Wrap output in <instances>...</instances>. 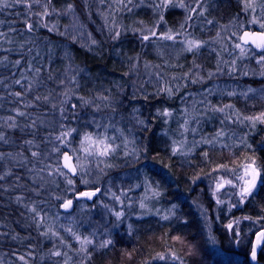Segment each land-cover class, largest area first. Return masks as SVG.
Wrapping results in <instances>:
<instances>
[{
	"label": "rangeland",
	"instance_id": "obj_1",
	"mask_svg": "<svg viewBox=\"0 0 264 264\" xmlns=\"http://www.w3.org/2000/svg\"><path fill=\"white\" fill-rule=\"evenodd\" d=\"M26 1L28 5H32V0ZM72 1L77 4V7L73 6L71 11L63 10L57 13L51 12L50 8L46 7L48 15H41L44 13L45 7H38L40 12L38 17L42 19L41 25L48 26L49 29L55 30L62 36L61 45L63 48L76 45L79 48L91 49L101 38L113 39L116 31L120 32L119 36L125 35L126 31L121 26L119 15L127 10L114 11L118 7L114 0ZM230 1L240 6V14L238 13L235 18L226 21L225 24L217 19H221V14L224 11L229 12V7L228 9L219 8L209 0H170L168 6H172L182 14L183 22L187 23L186 27L172 28L174 29L172 30L157 17L152 27L143 30L144 34H148L152 29L156 31V36H150L148 41L142 40L140 30H134L146 46L148 59L138 58L131 64L127 81L129 92L140 96L147 91H157L169 95L166 89H171L174 96L178 92L181 93L182 88H186L179 96L175 112L165 115L166 123L172 122L169 126L171 129L169 134L173 136V144L179 146L176 147V152L181 148L184 154L189 155L197 146L208 145V141L213 140L212 137L215 139L225 138L230 131L233 132L231 135H234L235 130H245V128L250 130L257 125L255 123L253 126L252 122L248 120L240 123L236 116H232L231 120H226L225 114L211 110L213 107L224 106L225 104H216L217 100L223 98L245 99L253 94L259 97L258 93L262 90L248 85L264 81V75L260 74L261 67L257 63L258 57L251 55V48L247 47L249 50L244 57L240 56L239 49L234 48V44L239 43L238 37L243 32L264 31L260 27V21L264 20V9L259 6L264 4V0H256L258 6L255 13L251 10H244V0ZM18 2L24 3L25 0H18ZM140 2V0H133V5L137 7V5L144 4V2ZM160 3L161 0H156L149 6L156 15L161 17L165 7H155ZM181 3L184 5L183 7L180 6ZM89 4L92 7H89ZM30 6L25 8L29 9ZM9 9L12 8H4L1 11ZM192 9H196V11H192ZM215 14L216 18L213 17ZM254 16L257 18V23L250 22ZM54 19L58 20L56 27L50 24L54 22ZM61 19L62 21H59ZM183 22L176 21L173 24L179 26ZM25 28L26 31H29L28 24ZM165 34L172 35L173 39H163ZM190 40L202 42V46L197 50L187 51V42ZM2 47L4 46L0 45V48ZM65 49H61L60 52V58L64 63L55 64L54 67V71H59V68L65 66L64 72L54 79L47 72L37 74L30 67L24 72L26 76L22 75L23 79L22 76L18 77L17 71L21 64H17L15 58H18L19 55H11L9 58L1 57V55H9L10 50L8 49V52L4 49L3 53L0 51V68L8 71V78L3 81L6 86L0 85V108L5 106L3 102L8 99L11 104L19 103L21 111L25 109L23 116L16 112L10 114L12 118H17V115L21 116L22 122H24L21 127L24 128H21L18 122H13L15 126H8V131L20 130V134L32 142L23 147L29 152L28 155L21 151L18 154L9 155L6 159L14 167L25 172L30 191L35 196L40 195L43 190L50 191L52 200L57 201L59 206L58 214L39 215L33 220L34 222L32 221L34 223L33 233L36 237L33 242L26 240V244L31 245L32 255L36 259L35 264L90 263L101 250L102 242L111 238L114 232L122 227L127 228L130 232H135L136 228L131 227L130 222L134 218L144 217L145 211V214L149 215H159L160 213L163 218L168 216V214L166 215L167 210L159 212L160 210L156 207L149 209L146 206L150 200L157 203L159 195L160 198L162 197L161 192L159 191V195L155 194L152 187L148 186L150 181L144 178V171L140 168V158L136 152L139 146L136 135L140 129L137 118L131 114L127 118L115 119L119 114L118 103L111 106L113 101L111 96L114 94L110 87H104L109 79L101 78L100 69L96 65L99 60L97 58L101 57L97 56L93 50L94 53L90 50L83 53L65 51ZM233 60H236L235 72L230 70ZM53 61L54 59L50 62ZM43 66L46 69L47 61ZM210 73L211 76H209ZM80 74H83V77H80ZM27 77L31 79V83ZM73 77H75V82H72ZM193 79H196L197 82L193 83ZM16 80H20V84H16ZM19 85L25 88L21 93L27 98L29 97L28 88H30L33 93L44 92L43 97L47 96L49 99L45 101L40 95L41 106L28 104L26 99L16 102L20 99L15 95L16 92H20ZM16 88L19 91H16ZM98 89H104L109 98L107 96L105 100L99 96L90 98L83 96ZM249 89L252 91L249 92ZM229 92L234 94L228 95ZM81 97L89 100L90 103L84 105ZM62 101H66V103H62ZM73 105H76L75 109ZM26 106L28 107L25 108ZM61 108L64 109L63 113ZM226 112L230 114L237 111L232 106ZM239 116L245 117L240 113ZM6 117H9V114L6 115L0 111V121H3L4 124L6 122L8 124ZM222 120L224 123H221ZM186 121L187 123H185ZM97 124L101 127L97 128ZM61 125H64L63 129ZM67 129H76V131L65 138V142L61 144L55 138ZM209 129L215 130L214 136L208 133ZM218 131H222L223 135L216 137ZM86 132L106 133L108 137L115 139V145L118 147L107 157H88L85 160V154L80 150V141ZM39 133L44 136L42 139L44 141H37L40 139L37 135ZM6 142L8 145L14 143L9 140ZM126 142L127 146H125ZM142 146L144 147V144ZM54 149H59V151H54ZM33 152H36L37 156L34 157ZM129 152L132 154L126 155ZM62 153L71 156L74 165L77 164V157L80 158L79 163L82 170L78 169V173L75 174L76 181H73L68 175H59L54 171ZM108 170H114V174L109 175ZM49 172H52V175H49ZM68 179L72 180L71 185L68 184ZM222 181V179H217L213 185H208V193L215 203L219 200L222 201V203H217L219 206L224 204H228L229 207L232 204L242 205L237 203L239 200L236 195L238 189L231 185L225 184L215 196L213 195L217 183ZM234 183H238V181L236 180ZM79 188L84 189L80 193L94 192L96 189H100V191L90 200H85L81 199L80 193L76 194ZM58 189L62 190L59 192ZM70 194L73 195L74 200L76 196H79V200H76V204L72 203L71 213L64 214L61 212L62 205L69 200L67 197ZM115 196H119L120 199H115ZM141 203L145 207L142 208ZM41 209L50 210L46 206H42ZM115 212L123 213L120 219H117ZM170 214L173 212L171 211ZM73 233L81 238L88 237L93 241L87 246V253L80 251V242L75 239ZM253 240L254 237L250 243V253ZM54 251H59L62 254L54 256L52 255Z\"/></svg>",
	"mask_w": 264,
	"mask_h": 264
},
{
	"label": "trees",
	"instance_id": "obj_2",
	"mask_svg": "<svg viewBox=\"0 0 264 264\" xmlns=\"http://www.w3.org/2000/svg\"><path fill=\"white\" fill-rule=\"evenodd\" d=\"M155 1L143 0L144 4L137 7L130 6L131 11L121 12L120 23L126 31L125 35L116 39L101 38L91 49L79 48L76 45H70L65 49L61 45L62 36L55 30H50L48 26L41 25L42 19L38 17L40 13L38 7H47L51 12L58 13L67 11L69 4L77 7L74 1L32 0L30 6L26 0L24 3L9 0L13 3L10 7L12 9L7 11L0 9V33L4 34L0 36V45L4 46L0 51L3 53L6 49L8 52L10 50V53L1 57L19 55L15 58L21 64L17 71L18 77L25 75L24 72L31 66L34 70L40 68V73L47 72L54 79L64 72L65 66L59 68V71H54L55 64L63 62L60 58L61 49L83 53L93 50L101 57L97 58L99 60L96 64L100 69L101 78L109 79L104 87H110L114 94L111 96L113 100L111 106L118 103L119 114L115 119L127 118L133 114L140 124L136 135L139 143L136 152L140 158V168L144 171V178L150 181L148 186H151L155 192L160 191L162 196L160 198L159 195L157 203L150 200L146 206L149 209L156 207L159 212L167 210L168 216L165 219L160 213L149 215L145 214V211L144 217L134 218L130 222L131 227L136 228L135 232H130L125 227L114 232L111 238H107L112 243L102 247L92 262L87 264H251L250 243L258 231L264 230V183H259L254 195L242 205L232 208L228 204L217 205L208 193V185H213L217 179H231L235 182L236 175L242 172L241 165L247 163L248 158H254L257 165L264 167V123L257 121L254 128L235 130L234 135H231L233 132L230 131L225 138L212 137L211 143L197 146L189 155L184 154L181 148L178 152H173V148L179 146L172 142L173 136L169 134L171 132L169 126L172 122L167 124L163 113L165 110L175 112L179 96L186 88H182L181 93L178 92L174 96L157 91H147L140 96L129 92L127 82L131 64L138 58L148 59L146 46L135 31L149 29L157 17L161 19L150 7ZM209 2L219 8L229 7V12L224 11L221 19H217L221 23L225 24L226 21L240 14V6L230 0H209ZM27 6H30L29 9L25 8ZM89 7L92 5L89 4ZM181 15L172 6H168L162 11V22L170 29L186 27L187 23L183 22ZM213 17L216 18V14ZM176 21L183 23L177 26L173 24ZM57 22L58 20L54 19L50 24L56 27ZM27 24L32 25L30 32L26 31ZM250 50L253 57H259L260 53ZM46 61L48 66L44 69L43 65ZM80 77H83V74H80ZM6 78L8 71L1 70L0 85H4L3 81ZM27 80L31 83L29 77ZM248 86L261 89L262 91L258 93L259 97L253 94L245 99L223 98L217 100L216 104L231 105L245 117L264 113V81L258 84L251 83ZM24 89L19 85L20 92ZM104 89L90 91L83 96L107 97L108 94ZM19 90L16 88V91ZM28 91V98L21 95L16 102L26 99L28 104L41 106L36 97L40 95L43 97L44 92L33 93L30 88ZM3 104L5 106H2L0 111L9 114V117L5 118L8 124L0 121V130H2L0 133L4 137L0 139V177H3L0 179V264H25V262L35 264L36 259L32 255L31 245L26 244V240L33 242L36 237L33 233L32 221L37 216L36 212L40 215L58 214L59 206L57 201L52 200L50 191L43 190L40 195L35 196L30 191L25 172L14 167L6 159L9 155L21 151L28 155L29 152L23 147L29 144V139L24 138L20 130L8 131L9 124L12 125L13 122H18L20 127L23 126L24 122L21 118L23 115L12 118L10 114L23 112L25 109L21 111L19 103L11 104L8 99H5ZM208 133L214 136L215 130L209 129ZM40 134H37L40 138L37 141H44L42 140L44 136ZM8 140L14 142L13 145H8L6 142ZM222 165L226 167H220ZM108 174H114V170H108ZM71 179L76 181V176ZM58 190L60 192L62 189ZM82 190L84 189L79 188L76 194ZM67 198L77 203L73 195L70 194ZM173 205L176 207L172 208L173 214H170L169 210ZM42 206L49 207L50 210H42ZM33 208L36 211L30 210ZM229 224L233 225L231 229L227 227ZM161 255L165 259H160ZM20 257L24 259L21 260ZM257 264H264V240L258 252Z\"/></svg>",
	"mask_w": 264,
	"mask_h": 264
},
{
	"label": "snow or ice",
	"instance_id": "obj_3",
	"mask_svg": "<svg viewBox=\"0 0 264 264\" xmlns=\"http://www.w3.org/2000/svg\"><path fill=\"white\" fill-rule=\"evenodd\" d=\"M16 2H18V0H16ZM101 2H103V0H101ZM141 2H143V0H141ZM170 0H161L160 4L155 5L156 8H160V7H168ZM114 3L116 5H118V7H116L114 9V11H120V10H127V11H131L132 8L130 7V5H133V0H114ZM13 6V3H10L9 0H0V9H4V8H10ZM181 7H183L184 5L181 3L180 5ZM257 3L256 0H244V10L248 11L251 10L253 13H255L256 11V7H257ZM262 9H264V4H260L259 5ZM72 9V5L69 4L68 5V10L71 11ZM192 11H196V9H192ZM41 15H48V11L47 8H45V11L43 14ZM190 19V17H189ZM161 20H163V16H161ZM251 23H257V18L254 16L253 19L250 21ZM209 23H211V21H209ZM260 27L261 29H264V20L260 21ZM28 30L31 31L32 30V25L28 24ZM51 30V29H50ZM111 31V29H110ZM141 31V37L143 41H148L150 39V36H156V31L154 29L149 30L148 34H144L143 30ZM4 35L3 33H0V36ZM120 35L119 31L115 32V36L113 37V39L118 38ZM218 36L220 35L219 33L217 34ZM233 35H236V33H233ZM163 39H168L171 40L173 39L172 35L169 34H165L163 36ZM239 41H241L240 43H235L234 44V48L239 49L240 51V56L244 57L247 52H248V48L245 47L246 45L251 44L252 46H254L256 49L260 50V55L257 59V63L260 65L261 67V75H264V31L258 32V33H250L248 31H245L243 33L242 36L238 37ZM93 43H95V41H93ZM202 46V42L199 41H188L187 42V51H194L199 49ZM6 59V58H5ZM17 64L20 63L19 60L16 61ZM232 66H231V71L235 72L236 71V60H233L232 62ZM31 68V66H29ZM35 72L37 74H39L41 72L40 68H36ZM245 75H247V73H244ZM212 74L210 73L209 76H211ZM24 77L22 76V79ZM75 82V77H73V81ZM193 83H196L197 80L193 79L192 81ZM16 84H20V80H16L15 81ZM61 83H64L63 81H61ZM31 84L29 85V87L31 88ZM166 91H168L169 95L172 94V90L171 89H166ZM249 92L252 91V89L248 90ZM234 93L229 92L228 95H233ZM15 95L17 97H20L22 95L21 92H16ZM65 95H67V93H65ZM41 97L37 96L36 100H40ZM43 99L45 101H47L49 99V97L45 96L43 97ZM83 101L84 105H88L90 103L89 100H85L83 97L80 98ZM103 99H107V97H103ZM62 103H66V101H62ZM55 107V106H54ZM73 108H76V105H73ZM232 106L231 105H224L222 107H213L211 110L214 112H219V113H223L225 114V119L226 120H231L232 116H236L238 122L243 123L244 120H248L251 121L253 126L255 125V123L257 121L264 123V113H261L258 116H254V117H240L239 113L237 112H233V113H227L226 110L231 109ZM64 109L61 108V112L63 113ZM18 115H24L23 112H18ZM163 115H170V113L165 110V112L163 113ZM11 119V118H9ZM141 123H143L141 121ZM187 123V121L185 122ZM221 123H224V121L222 120ZM33 124H35V121H33ZM10 126H15L10 125ZM97 128L101 127V125L97 124L96 125ZM61 128H64V125H61ZM76 129H67L64 130L60 133L59 136H57L55 139L57 141H59L61 144H63L65 142V138L69 137L72 135L73 132H75ZM223 135L222 131H218L216 133V137H220ZM0 139H4L3 134L0 133ZM209 143H211V140L208 141ZM29 144H31V141H28ZM127 146V142L126 145ZM118 146L115 145V139L114 138H110L106 135V133H89L86 132L84 133L81 141H80V150L85 154L84 159L86 160L88 157H107L109 155H111L117 148ZM54 151H59V149H54ZM177 151L176 148H173V152L175 153ZM132 153H126V155H131ZM32 155L35 157L37 156L36 152H33ZM205 155H207V153H205ZM79 157H77V164H73L72 163V157L69 156L67 153L64 154V163L62 165V167L58 164L55 168V172H57L59 175H63L66 176L67 173H65L63 171V169H67L68 172L73 173L74 175L78 173V169L82 170V166L79 163ZM103 162V161H101ZM220 167H226V166H220ZM242 168V174L240 175H236V180L238 181V183H234L233 180L228 179V180H223L222 182H218L216 185V189L213 192V195L215 196L217 192H219L220 189H222L224 187L225 184L231 185L234 188H237L238 191L236 192V195L239 197V200L237 201V203L239 204H243L245 202V200H247L249 197H251L252 195H254L255 190L258 187L259 183H264V167L257 165V162L254 158H248V162L244 163L241 165ZM41 171H43V169H41ZM49 175H52V172H49ZM3 177H0V179H2ZM68 184H72V180L68 179ZM86 183V181H85ZM100 189H96L94 192H83L80 193L81 196L83 197H87L89 199H91L93 196L96 195L97 192H99ZM156 195H159L158 192L155 193ZM115 195V194H113ZM115 199L119 200L120 197L119 196H115ZM72 200H67L64 202V204L62 205L65 209H68L72 206ZM217 203H222V201H217ZM235 204L230 205V207H235ZM105 207H107V205H105ZM141 207H145V205L143 203H141ZM176 206L173 205V208H175ZM31 211H36L34 208L30 209ZM115 216L117 217V219H120L121 216L123 215L122 212H115L114 213ZM36 215L39 216L40 213L36 212ZM167 217H165L166 219ZM244 219H249V217H244ZM236 223L238 224L239 221L237 220ZM39 226V225H38ZM227 227L229 229H231L233 227L232 224L227 225ZM68 231H71V229H68ZM45 235L47 233H44ZM53 235H55V233H53ZM73 235L75 236V239L77 241L80 242L81 248L80 251L87 253V246L92 244L93 241L90 240L88 237H83L81 238V236L76 235L75 233H73ZM237 235H239L237 233ZM261 238H264V233H259L258 234ZM112 243L111 240H105L102 242V244L100 245V247H107L108 245H110ZM259 243V241H258ZM256 250H257V246L254 244L252 247V259L255 260L256 259ZM62 253L59 251H54L52 253V255L54 256H60ZM160 259H165V257L163 255H161L159 257ZM175 258V257H174ZM21 260L24 259V257H20ZM25 264H27V262H25Z\"/></svg>",
	"mask_w": 264,
	"mask_h": 264
},
{
	"label": "water",
	"instance_id": "obj_4",
	"mask_svg": "<svg viewBox=\"0 0 264 264\" xmlns=\"http://www.w3.org/2000/svg\"><path fill=\"white\" fill-rule=\"evenodd\" d=\"M248 32H249V31H248ZM243 33H244V32H243ZM243 33L241 34V36L243 35ZM250 33H258V32H250ZM240 42H241V41H239V43H240ZM245 47L251 48V49H252L254 52H256V53H260V50H259V49H256V48H255L254 46H252L251 44L246 45ZM64 154H65V153H62L61 156H60L59 164H60L61 167H62V165H63V163H64ZM72 163H73V161H72ZM63 171H64L65 173H67V175H68L70 178H74V177H75V175H74L73 173H71V172H68L67 169H63ZM81 199L90 200L89 198H87V197H83V196H81ZM75 200H79V196H76ZM72 210H73V204H72V206H71L70 208H68V209H65V208L63 207V208L61 209V212L64 213V214H69V213L72 212ZM259 233H264V230H260V231L257 232V233L255 234V236H254V240H253L252 247H253V245L255 244V245L257 246V250H256V259L253 260V259H252V255H251V253H252V247H251V253H250V262H251V264H257V256H258V252H259V250H260V248H261V246H262V244H263V240H264V238H261V237L258 235ZM258 241H259V243H258Z\"/></svg>",
	"mask_w": 264,
	"mask_h": 264
}]
</instances>
